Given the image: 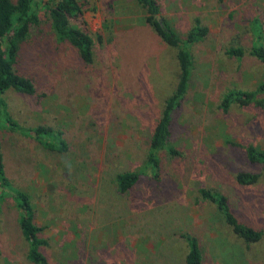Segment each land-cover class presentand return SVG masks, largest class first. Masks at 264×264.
I'll return each mask as SVG.
<instances>
[{
  "label": "rangeland",
  "instance_id": "374dc122",
  "mask_svg": "<svg viewBox=\"0 0 264 264\" xmlns=\"http://www.w3.org/2000/svg\"><path fill=\"white\" fill-rule=\"evenodd\" d=\"M159 1L180 37L196 18L208 35L191 47L192 80L173 119L170 145L180 154L163 153L158 177L141 175L130 193L119 194L113 179L143 170L177 82L174 51L141 24L131 0H81L85 25L77 24L94 41L92 64L56 41L47 17L19 52L15 68L34 81L37 96L5 93L9 112L25 127L60 130L70 146L58 155L1 137L7 176L31 197L48 264H185L184 235L197 239L203 264H264V240L246 246L198 192H220L241 223L264 231V165L244 154L249 145L264 151V102L220 108L228 91H255L264 81L249 55L255 36L264 45V0ZM232 47L245 51L241 60L226 55ZM238 172L259 180L241 187ZM17 219L13 201L1 200L0 264H31Z\"/></svg>",
  "mask_w": 264,
  "mask_h": 264
},
{
  "label": "trees",
  "instance_id": "16d2710c",
  "mask_svg": "<svg viewBox=\"0 0 264 264\" xmlns=\"http://www.w3.org/2000/svg\"><path fill=\"white\" fill-rule=\"evenodd\" d=\"M143 13L140 19L144 27H148L159 38L167 49L174 51V59L178 68L177 82L172 92L163 100L160 116L149 138L145 152L143 170L125 171L114 176V184L119 194L130 193L140 181L141 175L151 174L157 178L161 167L160 157L163 153L177 157L180 153L170 145L172 124L175 113L181 107L188 92L193 72V57L191 47L204 41L208 29L196 18L193 26L182 38L163 15L159 0H131ZM84 6L81 0H0V201L10 198L18 211L17 224L23 240L28 245L26 258L31 264H48L42 248L47 241L40 238L42 228L35 222V210L31 197L25 191L16 188L7 176L1 137L17 136L34 141L42 150L58 155L70 152V146L60 130L48 125L25 127L9 112L3 99L7 92L32 98L37 96L34 81L18 73L15 68L17 58L23 43L43 24L44 17L53 36L58 43L66 44L77 54L81 64L88 66L94 59V41L82 28L81 21ZM157 16L161 19L157 20ZM80 24L78 25L77 22ZM15 37V41H12ZM226 55L241 60L245 51L240 48H229ZM249 55L264 68V45L260 36H255L251 42ZM264 92V81L255 91L230 90L223 97L220 108L227 111L233 104L242 107L255 103L261 106L263 99L257 95ZM245 159L251 164L264 165V151L249 145L244 149ZM259 176L249 172H238L235 182L241 187H250L257 183ZM203 201L214 205L222 215L225 225L233 235L243 241L246 246L257 244L264 240V231L255 230L241 223L232 213L226 196L215 190L199 189ZM187 245L185 264H203L202 254L195 237L184 235Z\"/></svg>",
  "mask_w": 264,
  "mask_h": 264
},
{
  "label": "water",
  "instance_id": "95a60500",
  "mask_svg": "<svg viewBox=\"0 0 264 264\" xmlns=\"http://www.w3.org/2000/svg\"><path fill=\"white\" fill-rule=\"evenodd\" d=\"M161 18L159 16H157V20H160Z\"/></svg>",
  "mask_w": 264,
  "mask_h": 264
}]
</instances>
